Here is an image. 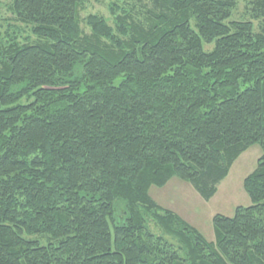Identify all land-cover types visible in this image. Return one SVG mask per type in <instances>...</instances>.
I'll return each mask as SVG.
<instances>
[{"label": "trees", "instance_id": "trees-1", "mask_svg": "<svg viewBox=\"0 0 264 264\" xmlns=\"http://www.w3.org/2000/svg\"><path fill=\"white\" fill-rule=\"evenodd\" d=\"M85 1L13 0L37 41L0 37V264H264V0H151L144 24L112 4L114 26ZM257 144L214 242L150 194L209 201Z\"/></svg>", "mask_w": 264, "mask_h": 264}, {"label": "rangeland", "instance_id": "rangeland-1", "mask_svg": "<svg viewBox=\"0 0 264 264\" xmlns=\"http://www.w3.org/2000/svg\"><path fill=\"white\" fill-rule=\"evenodd\" d=\"M12 3L13 0H0V37L7 39L6 33L14 32L18 41L22 43L36 42L37 39L31 36L27 28L19 27L16 23ZM112 4L128 11L134 21L144 24L151 0H86L81 11L83 26L84 20L90 15L104 17L110 25L114 26L115 17L112 16L110 9ZM246 7L247 3L241 1L233 14V19H249ZM254 25L256 30L264 27V19L254 20ZM262 153L261 146L257 144L242 154L234 163L229 175L219 185L217 194L209 201L203 199L191 184L178 178L172 179L162 188L152 187L150 194L160 206L177 213L208 241L214 242V216L221 214L233 217L237 207L252 205L251 198L244 188V180L257 168ZM149 227L155 235L164 236L170 243L178 246L172 237L165 235L153 222H149Z\"/></svg>", "mask_w": 264, "mask_h": 264}]
</instances>
